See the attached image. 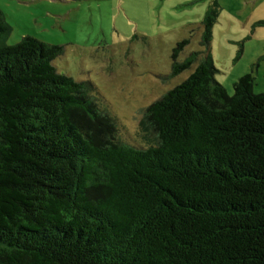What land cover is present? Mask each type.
<instances>
[{
  "label": "trees",
  "instance_id": "16d2710c",
  "mask_svg": "<svg viewBox=\"0 0 264 264\" xmlns=\"http://www.w3.org/2000/svg\"><path fill=\"white\" fill-rule=\"evenodd\" d=\"M214 16L190 75L145 109L155 144L121 141L61 45L8 44L0 9V264H264V93L216 80ZM242 49L240 50V53Z\"/></svg>",
  "mask_w": 264,
  "mask_h": 264
},
{
  "label": "rangeland",
  "instance_id": "374dc122",
  "mask_svg": "<svg viewBox=\"0 0 264 264\" xmlns=\"http://www.w3.org/2000/svg\"><path fill=\"white\" fill-rule=\"evenodd\" d=\"M0 9L10 26L6 42L32 35L61 45L57 71L93 83L118 138L139 148L156 140L144 122L146 107L196 65L166 78L173 48L190 38L179 61L202 49L208 11L215 18L210 56L216 80L232 94L233 83L252 72L254 92L264 93V0H0Z\"/></svg>",
  "mask_w": 264,
  "mask_h": 264
}]
</instances>
